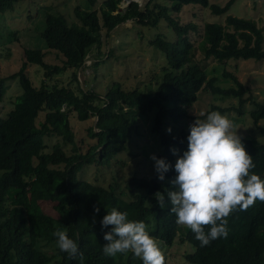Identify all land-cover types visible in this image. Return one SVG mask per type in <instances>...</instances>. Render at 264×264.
Returning a JSON list of instances; mask_svg holds the SVG:
<instances>
[{"label":"trees","instance_id":"obj_1","mask_svg":"<svg viewBox=\"0 0 264 264\" xmlns=\"http://www.w3.org/2000/svg\"><path fill=\"white\" fill-rule=\"evenodd\" d=\"M19 1L0 0V12L12 10ZM120 1L104 0L98 8L78 11V25L48 12L40 36L47 49L62 55L61 64L46 62L42 49L25 47L18 70L0 77V102L6 81L17 79L22 90L12 109L0 117V264H149L153 254L146 241L154 238L171 246L177 234L180 242L194 247L183 255L191 264H264V140H234L223 133L224 144L205 160L231 148L227 167L198 189L199 197L206 198L203 193L208 187L211 206L194 211L200 217L192 223L181 224L178 209L166 205L175 196L178 181L175 153L197 154L199 140L190 120L204 119V115L193 116L188 108L201 90L238 100L237 106L213 105L206 113L217 109L241 115L244 103L250 101L255 107L249 111L253 123L264 117V104L251 94L245 97L249 88L226 71L231 59H264L263 28L253 18L227 14L221 23L205 22L201 40L195 42L189 33L197 32L196 24L181 23L172 13L178 15L185 5L197 4L220 15L236 0H227L223 6L209 0H148L143 7L131 1L123 10ZM95 2L89 0L91 6ZM127 19L148 27L163 21L175 34L172 41L164 34L148 40L164 57L154 92L124 89L117 79L103 95L78 87L77 71L88 49L98 42L99 31L108 35ZM209 60L222 64L224 77L233 84L223 87L216 75L208 76L203 62ZM28 64L42 70L38 86L26 74ZM65 70L72 71L75 88L53 82ZM152 109L156 110L152 130L162 151L155 156L150 178L133 175L128 180L130 200L116 193V182L105 187L78 178L84 166L108 164L124 151L130 132L139 134L138 119ZM71 111L80 121L96 117L87 129L96 142L84 151L69 122ZM40 112H44L43 120L37 123ZM204 131L209 133L207 128ZM53 135L61 142L45 151V138ZM210 138L220 139L211 133L202 141ZM62 143L71 145L69 153ZM187 192L194 202L186 207H194L197 196ZM146 196L152 197L149 203ZM40 201L55 202L57 216L44 212ZM40 241L57 244V250L48 254L37 247ZM137 242L145 244L142 254Z\"/></svg>","mask_w":264,"mask_h":264},{"label":"rangeland","instance_id":"obj_2","mask_svg":"<svg viewBox=\"0 0 264 264\" xmlns=\"http://www.w3.org/2000/svg\"><path fill=\"white\" fill-rule=\"evenodd\" d=\"M103 1L96 0L95 4L91 6L89 0H22L16 2L12 10L0 12V77L18 70L24 60L23 48L25 47L42 49L46 51L44 56L46 62L61 64L62 55L52 49H47L45 40L40 36V32L45 26L46 14L50 12L61 15L67 23L78 25L80 24L76 15L78 11H90L98 8ZM147 1L139 0V5L143 6ZM226 1L209 0V2L220 6H223ZM127 5L128 2L125 0L119 2V8L122 10ZM227 14L255 19L257 24L263 28L262 47L264 50V0H236L226 13L220 15H214L208 7L204 8L197 4L185 5L178 15L172 13L181 23L193 22L196 24L197 32L189 33V38L195 42L201 40L205 22L221 23ZM156 34H164L163 37L168 41L175 39V34L163 21H160L155 27H148L127 19L116 29L110 31L108 35L104 30L99 31L98 42L87 51L89 59L77 71L78 87L92 88L103 95L113 79H117L122 82L124 89L137 87L143 92L153 93L161 79L159 65L164 64L162 53L148 43V40ZM197 56V58L201 57L198 51ZM95 62L98 64L94 65ZM203 64L206 65L208 76L213 74L218 77L217 83L220 86L228 87L233 84L230 78L224 77L225 67L222 64L212 60L203 62ZM227 66L226 71L236 74L237 78L249 88L250 92L245 97L251 94L255 101L264 104V59H231ZM26 74L35 85L40 84L42 70L38 65L28 64ZM53 79V82L61 85L72 88L76 86L70 70H65L60 75L54 76ZM6 85L5 95L0 102V117L7 115L13 107L16 96L22 91L17 79L6 81ZM237 104L236 98H222L201 90L198 99L188 108L191 115H204V119L190 120L193 127L196 128V138L199 140L197 154L184 156L178 152L175 153L178 181L176 182L175 196L170 197L166 205L178 209L181 224L192 223L194 220L189 221L194 217H200V215L193 214L194 211H201L204 207L209 209L211 206L208 187L203 193L206 198L199 197L198 189L206 180L213 175L222 173L227 167L231 148L216 159L205 160L207 154L220 150L225 142L223 133L234 140H239L242 137H255L261 141L264 140V117L256 125L253 123L249 111L255 107L250 101L244 103V113L241 115L233 110L221 112L217 109L206 113L213 105L223 108L237 106ZM155 111L152 109L138 119L139 134H136L134 130L130 132L124 151L117 153L108 164L84 166L78 172V178L105 187L116 182V193L122 198L130 200L126 187L128 180L133 175L150 178L154 172L155 156L162 151L159 138L152 130ZM43 115L44 112L39 113L37 123L39 120H43ZM94 117L91 116L85 121H80L74 111L69 113V122L81 151L96 142L95 138H91L87 131L88 127L95 122ZM204 128H207L209 133H206ZM211 133L220 139L210 138L202 141L204 138H208ZM56 141L61 142V138L55 135L46 137L47 148L45 151H50ZM62 144L64 150L69 153L71 145ZM187 191H192L197 196L194 207H186L187 204L194 202V198ZM136 192L144 194L140 190H136ZM146 198V202L149 203L152 197L146 196ZM54 204L55 202L51 201H40L43 211L56 217L57 214L53 209ZM179 236V234L176 235L171 246L154 238L147 240L146 245L152 247L153 254V261L149 264H191L183 255L192 253L194 247L187 242H180ZM136 244L139 246L138 253L142 254L145 244L142 245L139 242ZM37 247L48 254L57 250V244H46L41 241L37 243Z\"/></svg>","mask_w":264,"mask_h":264},{"label":"clouds","instance_id":"obj_3","mask_svg":"<svg viewBox=\"0 0 264 264\" xmlns=\"http://www.w3.org/2000/svg\"><path fill=\"white\" fill-rule=\"evenodd\" d=\"M125 1H127L128 4H129L131 1H135V2H137L138 5H139V0H125ZM144 5H145V4H144ZM144 5H143V6H144ZM139 6H140V5H139ZM143 6H140V7H143ZM88 57H89V55H87V59H89ZM87 59H86V60H87ZM86 60H85V61H86Z\"/></svg>","mask_w":264,"mask_h":264},{"label":"water","instance_id":"obj_4","mask_svg":"<svg viewBox=\"0 0 264 264\" xmlns=\"http://www.w3.org/2000/svg\"><path fill=\"white\" fill-rule=\"evenodd\" d=\"M96 119V117H94Z\"/></svg>","mask_w":264,"mask_h":264}]
</instances>
